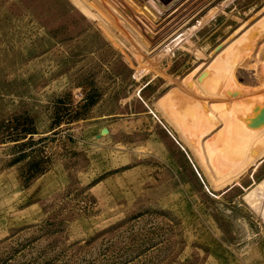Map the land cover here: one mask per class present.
<instances>
[{
	"label": "rangeland",
	"instance_id": "rangeland-1",
	"mask_svg": "<svg viewBox=\"0 0 264 264\" xmlns=\"http://www.w3.org/2000/svg\"><path fill=\"white\" fill-rule=\"evenodd\" d=\"M259 22L264 0H0V264H264Z\"/></svg>",
	"mask_w": 264,
	"mask_h": 264
},
{
	"label": "bare ground",
	"instance_id": "bare-ground-1",
	"mask_svg": "<svg viewBox=\"0 0 264 264\" xmlns=\"http://www.w3.org/2000/svg\"><path fill=\"white\" fill-rule=\"evenodd\" d=\"M256 26L259 27V30L252 32L247 39V42L255 39L253 48H255L256 55L248 62L245 72L247 74V83L251 87L264 88V35H259L260 30H264V22H259Z\"/></svg>",
	"mask_w": 264,
	"mask_h": 264
}]
</instances>
